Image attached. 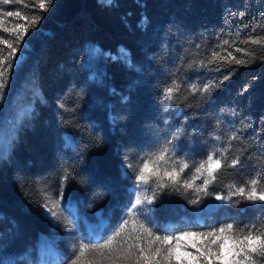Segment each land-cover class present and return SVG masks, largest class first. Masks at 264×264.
Listing matches in <instances>:
<instances>
[{
	"label": "trees",
	"instance_id": "obj_1",
	"mask_svg": "<svg viewBox=\"0 0 264 264\" xmlns=\"http://www.w3.org/2000/svg\"><path fill=\"white\" fill-rule=\"evenodd\" d=\"M114 2L115 7H104L103 0H54L17 53H24L23 60L0 105V124L22 125L10 155L0 161V256L22 258L27 251V259L35 261L37 242L52 233L59 253L70 260L81 236L92 238L83 219L104 216L112 229L118 227L133 200L129 165L177 130L178 156H190V164L230 143L228 160L240 156L246 165L223 168L211 186L215 192L226 195L227 185L244 183L257 169L264 176V44L242 42L264 36V0ZM3 7L29 19L40 14L34 0ZM15 23L26 21L4 17L9 32L0 27V34L14 38ZM224 39L229 45H222ZM236 47L246 51L237 53ZM125 50L133 69L122 62ZM213 51L227 59L200 67ZM228 52L248 62L237 65ZM224 76L229 79L211 98L188 90L193 82H219ZM173 80L179 91L161 103ZM233 132L237 139L229 141ZM66 171L70 177L60 207L62 218H71L69 212L78 218L79 227L72 229L51 226L41 206L46 195L58 198ZM153 207L156 222L175 231H202L232 220L240 227L264 223V208L214 196L193 206L178 193L162 194Z\"/></svg>",
	"mask_w": 264,
	"mask_h": 264
},
{
	"label": "snow or ice",
	"instance_id": "obj_2",
	"mask_svg": "<svg viewBox=\"0 0 264 264\" xmlns=\"http://www.w3.org/2000/svg\"><path fill=\"white\" fill-rule=\"evenodd\" d=\"M14 3L20 4L21 0H0V27H3L4 17H16L25 20L26 23H15L12 29L14 38H6L0 34V45L6 46L0 47V105L7 98L13 70L23 60L24 53L20 52L19 56L17 53L25 44V37L29 31H34L39 27L40 21L44 18L43 13L50 11L54 0H34V7L40 14H34L30 19L22 16L19 10L12 11L3 7ZM102 6L115 7L116 5L114 0H103ZM239 15L243 17L244 13L241 12ZM147 20V16L141 19V24L145 27ZM252 31L255 32L256 28L254 27ZM3 32H9V28L3 27ZM242 42L244 44L251 42L254 45L264 44V36H249ZM221 43L229 45V40L224 39ZM244 51L246 49L235 48L237 53ZM120 55L125 58L122 61L125 66L133 69L134 62L127 50ZM228 56L232 57V61L237 65H244L248 62L236 58L232 52H228ZM218 59L224 60L227 57L213 51L208 63L200 61L199 66L207 68ZM227 79L229 76H224L219 82L208 81L202 85L193 82L188 85V90L192 95L199 93L201 98L205 95L211 98L213 92ZM179 88L180 84L173 80L169 86L164 88L161 103L172 101L173 93L178 92ZM124 99L126 100L127 97ZM59 107L66 108L64 104H60ZM164 111H167V108ZM29 115L26 113L25 119ZM115 119L113 117V122ZM21 126L15 120L11 121L7 127L0 124V161L7 159L10 155L9 149L13 148L18 141ZM228 139L229 141L237 139V134L233 132ZM215 140H220V137H215ZM179 142L180 133L177 130L163 144L142 154L135 166L129 165L132 173L131 195L133 200L126 205L122 222L112 229L108 221L101 219L94 237L81 236L77 244L73 246L70 260H66L56 252L52 258L41 256L32 261L27 259L30 253L26 251L22 258L0 256V264H264V223L240 227L235 220H232L202 231L191 229L175 231L174 226L161 227L156 222L153 206L162 194L178 193L193 206L201 205L205 198L214 196L216 200H223L233 205L247 201L253 206L264 208V176L261 175L259 169L251 179L244 183L227 185L226 195H221L211 188L219 179L223 168L246 166L241 163L240 156L228 160L227 153L231 149L230 143L227 146L210 150L198 163L190 164L188 162L191 159L190 156H178ZM247 159H250V156ZM186 170L190 171L186 174ZM127 175L126 170L125 176ZM69 177L70 173L66 171L61 180L58 198L46 195L41 205L53 222L62 224L65 229L79 227L78 218L71 212H69L71 218H62L65 209H62L60 204L64 199V186ZM233 197L238 199L234 200ZM257 202L260 203L257 204ZM108 231H112V234L105 239L104 233Z\"/></svg>",
	"mask_w": 264,
	"mask_h": 264
},
{
	"label": "rangeland",
	"instance_id": "obj_3",
	"mask_svg": "<svg viewBox=\"0 0 264 264\" xmlns=\"http://www.w3.org/2000/svg\"><path fill=\"white\" fill-rule=\"evenodd\" d=\"M71 208L73 209V205H70ZM45 215L47 216V218L49 219L50 225L53 226L55 224V222H53V220L50 218V216L48 214ZM103 219L106 220V217L104 216H99L97 217V220L95 222H87L83 219V222L86 226V230L88 231V233L94 237L96 234V229H97V225L98 222ZM36 247L38 249V257H47V258H52L54 253L58 252V249L56 247V238L54 237V235L52 233H47L45 234V236L41 237L39 239V241L36 244Z\"/></svg>",
	"mask_w": 264,
	"mask_h": 264
}]
</instances>
